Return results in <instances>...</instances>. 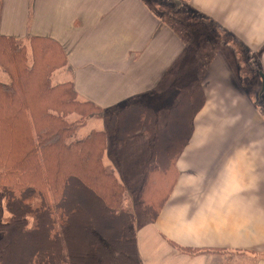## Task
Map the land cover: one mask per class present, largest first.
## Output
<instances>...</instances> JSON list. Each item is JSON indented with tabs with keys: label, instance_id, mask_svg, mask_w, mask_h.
I'll use <instances>...</instances> for the list:
<instances>
[{
	"label": "crops",
	"instance_id": "0c3cea01",
	"mask_svg": "<svg viewBox=\"0 0 264 264\" xmlns=\"http://www.w3.org/2000/svg\"><path fill=\"white\" fill-rule=\"evenodd\" d=\"M2 2L0 35L58 41L77 94L106 114L140 104L164 127L186 93L202 90L193 129L180 134L190 137L162 150L178 153L165 166L177 179L157 219L138 229L141 264H264V0ZM132 142L151 155L145 135L116 132L104 154L129 186Z\"/></svg>",
	"mask_w": 264,
	"mask_h": 264
},
{
	"label": "trees",
	"instance_id": "16d2710c",
	"mask_svg": "<svg viewBox=\"0 0 264 264\" xmlns=\"http://www.w3.org/2000/svg\"><path fill=\"white\" fill-rule=\"evenodd\" d=\"M2 8L0 0V20ZM68 64L54 39L0 35V68L9 77L0 80V264H141L138 229L157 219L177 179L165 166L178 153L162 150L190 137L180 134L192 131L202 90L186 93L160 127L150 107L108 115L80 98L73 80L53 82ZM92 117L105 118V130L74 138ZM113 132L150 142L136 206L127 203V179L104 161Z\"/></svg>",
	"mask_w": 264,
	"mask_h": 264
},
{
	"label": "rangeland",
	"instance_id": "374dc122",
	"mask_svg": "<svg viewBox=\"0 0 264 264\" xmlns=\"http://www.w3.org/2000/svg\"><path fill=\"white\" fill-rule=\"evenodd\" d=\"M0 80L5 81V82L9 81V77L7 76L6 73L3 72L1 68H0ZM64 80H72V67L70 64L59 68L53 75V82L55 83L62 82ZM104 113L106 114L107 112L104 111ZM160 118L161 119H160L159 124L163 125L165 123V117H160ZM93 129H105V120H103L102 118H91L87 120L86 124L78 130V133L76 134L74 138L76 139L83 138L87 136ZM134 136L136 135L122 137V140H125V139L127 140L130 138H133ZM145 139H146L145 137L139 138V141L143 145V152L146 149V145H147V139L146 140ZM131 146L132 147L126 146L127 147L126 152L123 154V157L126 159V161L124 162L123 165L125 169H128V174L132 176V179L130 180V187H128L129 197H128L127 203L130 206H136L138 190L141 187V184L143 182V173H142L140 163L142 162V156H146V155H142L143 153H139L141 149H135L136 147L135 142H132ZM149 156L150 154L147 151L146 159H148ZM117 170L119 171V174H121L122 176H125L124 175L125 172L123 169L122 170L117 169ZM121 178H124V177H121ZM138 213L141 214L142 212L138 209L137 214ZM141 218L143 219V215H141ZM139 219H138V222H139Z\"/></svg>",
	"mask_w": 264,
	"mask_h": 264
}]
</instances>
